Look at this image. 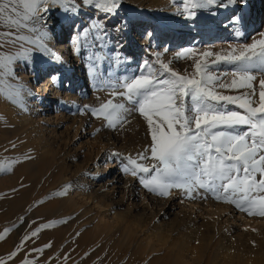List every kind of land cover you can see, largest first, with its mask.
I'll list each match as a JSON object with an SVG mask.
<instances>
[{
  "label": "snow or ice",
  "instance_id": "6c2138e0",
  "mask_svg": "<svg viewBox=\"0 0 264 264\" xmlns=\"http://www.w3.org/2000/svg\"><path fill=\"white\" fill-rule=\"evenodd\" d=\"M181 4L179 16L192 22L201 14L215 17L231 9L227 22H219L220 26L233 28L237 37L242 35L237 28L243 24V15L236 8L245 6L247 0H181ZM121 5L122 0H0V95L20 104L24 94H32L18 82L14 66L30 65L33 52L58 61L47 43L59 19L55 12L68 17L91 8L99 14L98 20L101 16L106 20L117 15ZM104 29L102 22L82 29L73 40L75 51L87 50L90 36L93 49L103 48L108 35ZM146 35L150 39L152 34ZM6 45L18 50L3 51ZM150 55L153 59L142 61L139 74L109 72L107 78L98 72L105 57L99 51L87 57L95 86L108 95L104 100L97 97V106L78 109L104 122L92 135L105 129L124 130L130 117L138 114L146 124L150 143L135 155L108 153L112 159L121 158L122 174L158 197H170L176 190L182 202L212 198L249 217L264 218V31L251 43L218 51L186 47L167 61L162 59L164 52ZM112 60L116 65L123 63L119 53ZM173 60L190 61L192 71L174 69ZM222 65L229 70L220 71ZM9 78L17 82L10 83ZM50 80L55 83L57 77L52 75ZM17 163L14 158L0 159V173H10ZM71 189L70 183L65 184L51 196L63 197ZM23 221L21 217V224ZM66 222L61 218L39 224L22 236L7 260L16 257L25 242L42 230ZM10 231L8 227L0 231V240ZM50 246L45 244L43 249ZM41 251L30 249L20 264H37L32 254ZM63 259H68L67 254ZM0 264L6 260L0 258Z\"/></svg>",
  "mask_w": 264,
  "mask_h": 264
},
{
  "label": "bare ground",
  "instance_id": "6f19581e",
  "mask_svg": "<svg viewBox=\"0 0 264 264\" xmlns=\"http://www.w3.org/2000/svg\"><path fill=\"white\" fill-rule=\"evenodd\" d=\"M158 2L157 0H122L118 14L106 20L101 18L98 20L99 14L91 8H84L77 15L68 17L58 11L55 12L54 17L59 19L47 43L59 58L58 61L33 52L30 65L17 63L14 66L18 70L15 72V77L25 89H31L32 94H24L20 104L0 100V117L7 115L10 124L23 127V133L33 135L36 140H52L64 145V154L68 163L65 183L72 185L74 196L80 195L97 205L98 209L102 210V217L106 218L105 216L110 215L111 222H117L123 217L134 223L135 227L140 228L141 225H145L147 229L154 227L159 232H168L176 228L183 230L189 237L213 232L229 243L241 244L248 240L254 242L257 239L264 242L263 218L249 217L236 209L233 210L234 206L216 202L212 198L207 201L183 200L182 202L183 198L176 190H173L172 196L167 198L148 193L136 179L122 174L120 157L112 159L108 155L110 151L120 152L124 156L135 155L139 150L128 147L125 136L121 135V130L105 129L92 135L94 130L101 128L104 122L91 117L89 113L81 114L78 111L83 105H97L99 103L97 97L100 100L108 98L106 91L97 89L89 73L90 61L87 57L93 51H99L105 57L100 62L98 72L103 73L107 78L109 72L115 75L139 74V66L146 58L145 52L151 58H153L150 55L151 52H164L162 59L167 61L174 57L179 47L216 50L223 44L221 41L226 40L227 35L224 33L194 36L192 32L196 26L186 24L178 14L182 7L181 0ZM247 5L251 8L250 12L247 11ZM256 6L264 11V2L261 0H247V4L241 7L245 15L250 18L249 24L253 23L257 14ZM142 11L145 13L143 16L147 18V25L141 30L143 35H139L141 31L137 22L130 20L129 16L133 12L140 15ZM90 13H93L95 18H90ZM173 21L179 24L164 27ZM101 22L108 34L103 41L104 47L93 49L90 36L87 40L90 45L88 49L82 48L77 53L73 43L74 37L85 27ZM198 23L200 27L210 23L218 29L223 28L216 19H200ZM112 30L115 32L114 35L111 34ZM251 30L253 29L250 28L247 35L236 37L239 41L232 46L245 44L243 41L247 39L246 43H251L253 39L259 37L261 31H264V26L260 31H255V28L252 32ZM239 31L241 32V28ZM232 32V36L235 37V31ZM147 33L152 34L150 39ZM163 33L164 36H162ZM161 37L166 38L164 42L160 40ZM122 44L124 49L119 50ZM228 44L230 43L227 42L225 47L228 48ZM165 49H167L166 52ZM139 51H141V57ZM115 53H119L121 58L125 53L131 59L135 58V61L139 56L138 65L135 67L131 65V62H125V58L122 60L123 63L116 65L112 60ZM110 64L111 68H109ZM26 65L29 72L26 71ZM52 75L57 77L55 83L50 80ZM30 79L33 81L30 82ZM17 80L9 78L10 83H16ZM256 83L258 84V81ZM130 120L140 128V132L147 135L146 124L138 114L130 117ZM83 124L89 125L88 130L82 129ZM137 138V141L143 140L141 135ZM96 182L100 186L98 189L93 186ZM69 193L71 192L67 194ZM73 198L78 199L76 196ZM190 208H194L197 213H193ZM222 213L227 214V217L221 219ZM107 226L109 222L106 223ZM128 232H131L130 228ZM159 240L161 239L158 237L157 241Z\"/></svg>",
  "mask_w": 264,
  "mask_h": 264
},
{
  "label": "rangeland",
  "instance_id": "374dc122",
  "mask_svg": "<svg viewBox=\"0 0 264 264\" xmlns=\"http://www.w3.org/2000/svg\"><path fill=\"white\" fill-rule=\"evenodd\" d=\"M157 1L161 2V0ZM261 1L264 2V0ZM246 8L248 12L251 11L248 5ZM255 9L257 14L253 23L249 24L250 18L245 15L240 6L236 8V11L243 15V24L237 28L238 31L241 28L243 36L249 33L250 28L260 31L264 26V11L258 6ZM231 12V9L223 10L215 17L201 14L195 22L185 21V23L196 26L192 32L194 36L226 34V40H222L223 44L220 48L214 50L218 51L221 48L226 49L227 42L232 45L239 41L237 36H232L233 28L218 29L210 23L200 27L198 21L216 19L218 22L226 23ZM135 13L133 12L129 17L130 20L137 22L141 31L147 25V18L143 16L145 15L143 11L140 15ZM89 15L90 18H95L93 13ZM100 18L105 20L102 16ZM172 24L177 26L179 23L173 21L164 27L167 28ZM111 34L114 35L115 32L112 30ZM139 35H143L142 31ZM164 35L163 33L162 36ZM165 37H161L160 40L164 42ZM247 40L243 42L246 43ZM179 48L178 51L185 47ZM123 49L122 44L119 50ZM2 50L14 53L18 49L6 45ZM144 54L145 59H153L148 57L147 52ZM139 56L135 61V58L131 59L123 53L121 59L125 58V62H131V65L136 67ZM175 61L177 60H173L171 65L174 69L183 72L185 68H188L192 71L190 61L179 60L180 62L177 61V63ZM25 67L29 72L27 65ZM228 68L229 66L222 65L219 70H229ZM15 72H18L17 68ZM32 81L33 79H30V82ZM0 96V100L4 102L8 100L4 95ZM136 126L133 123L126 125L125 129L121 130V135L125 136L128 147L140 151L150 143V138L142 131L140 132V128ZM88 128L89 125L83 124L82 129L88 130ZM139 135L144 142L137 141ZM64 148V145L56 141L36 140L33 135L23 133V127L10 124L7 115L0 117V159L14 158L18 161L10 173H0V231L5 227L11 228V231L5 234V239L0 240V258H4L6 264H20V260L33 248H42L41 252L32 254L37 264H264V242L260 239L255 240V243L248 240L237 244L229 243L213 232H204L203 235H194L190 238L183 230L176 228L168 232L156 231L154 227L147 229L145 225L139 228L123 217L117 222H111L110 215L105 216L106 218L102 217V210L98 209L91 200L84 199L80 195H75L78 199L74 200L73 188L69 191L71 193L63 197L51 196V193L62 190V186L66 184L68 163ZM25 157L31 158L25 159ZM77 160L79 161V158ZM98 184V182L93 183L95 189L100 187ZM232 209L235 210V208ZM190 210L197 213L194 208ZM21 217L24 218L22 224ZM225 217L227 214H220L221 219ZM61 218L66 219L67 222L42 230L37 237L25 242L16 257L10 261L7 260V254L14 250L24 234L34 230L41 223ZM107 222L109 226L106 227ZM13 224L18 227L12 228ZM127 228H130L131 232H128ZM158 237L161 240L157 241ZM45 244L51 246L43 249ZM66 254L67 260L63 259Z\"/></svg>",
  "mask_w": 264,
  "mask_h": 264
}]
</instances>
